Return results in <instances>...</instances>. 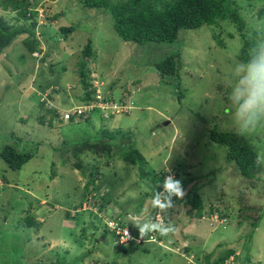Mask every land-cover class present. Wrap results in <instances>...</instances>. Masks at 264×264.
<instances>
[{
    "label": "rangeland",
    "instance_id": "374dc122",
    "mask_svg": "<svg viewBox=\"0 0 264 264\" xmlns=\"http://www.w3.org/2000/svg\"><path fill=\"white\" fill-rule=\"evenodd\" d=\"M40 2H31L30 8L42 10L41 16L37 13L27 22L17 21L16 11L0 8V19L9 31L31 28L42 49L30 54L22 34L0 54V152L12 146L34 155L17 171L0 160V264H205L203 252H217L216 245L222 244L223 250L235 242L229 245L239 254L233 264H264V127L244 134L260 158L253 179L240 177L234 164L225 160L224 147L209 139L213 128L237 132L229 95L241 40L233 25L223 21L181 31L173 43L137 44L116 35L107 11L84 8L79 0H44L38 7ZM0 4L10 2L0 0ZM238 4L246 24L264 35V13L258 16L264 11V0ZM64 27L74 28L65 34L66 40ZM88 41L90 68L97 71L91 74L97 78L96 91L104 82V91L116 82L108 94L111 105L103 112L104 119L96 111L92 125L66 124L68 120L39 124L41 116L50 117L48 108H59L62 115L81 106L77 99L84 90L77 66ZM169 56H177L178 70L173 76L160 77L154 65ZM121 97L134 103L136 109L129 116H119L127 110L120 105ZM103 129L120 143L119 151L112 148V162L102 154L87 153L86 158L80 156L84 167H75L70 156L73 145L87 138L94 141ZM124 148L131 152L128 163L122 160ZM134 149L143 160L140 164ZM162 169L185 186V195L172 196L166 210L157 206L152 220L148 218L156 206L151 199L152 176ZM90 172L103 174L93 187L102 196L105 193L107 204L101 211L95 207L91 212L77 211L86 199ZM194 195L207 213L219 216L230 211L228 225L211 223L210 214L190 223L185 213ZM240 196L247 205L262 208L256 229L247 222L236 226ZM26 217L36 226H28ZM66 217L68 226L63 225ZM117 220L130 226L135 237L140 236L134 225L146 220L159 227L171 224L174 230L161 234L165 243L157 238L160 232L154 231L142 238L145 243L137 244L139 249L132 246L135 243L117 247L105 226ZM186 234L193 238L185 251ZM200 234L202 241L195 237ZM246 256L249 262L243 261Z\"/></svg>",
    "mask_w": 264,
    "mask_h": 264
},
{
    "label": "trees",
    "instance_id": "16d2710c",
    "mask_svg": "<svg viewBox=\"0 0 264 264\" xmlns=\"http://www.w3.org/2000/svg\"><path fill=\"white\" fill-rule=\"evenodd\" d=\"M79 1L84 8L95 10L102 9L104 11H107L111 15L113 29L116 35L124 42H134L137 44L173 43L177 40L178 34L181 31L195 30L203 26H217L221 22L227 21L228 23L233 25L238 37L241 40V48L238 55V61L242 62L247 60L249 50L251 48L258 45L261 41H264V35L260 31L251 29V27L246 24L245 19H243L242 15L240 14L239 11L241 9L238 3L241 0H117L114 3L109 2V0ZM6 2L7 0H3L4 4H6ZM9 2V6H3L2 4H0V8H2L3 10H7L8 8H10L13 11H16L17 21L24 19L25 22H27L29 19H33L38 15L34 8H30L32 0H9ZM263 13L264 11L262 9L259 11L258 16L261 17ZM47 18L50 19V21L51 19L56 20L54 17L50 18L47 16ZM1 20L2 19H0V54H2V52L7 49V47L15 37H19L22 34L26 35V39L24 38L25 40L23 41V43L30 54H33L36 51H42L40 47V40L38 41V39L33 38L34 36L31 28L28 29L26 26L21 28L16 27L13 31H9V27H7V25H5V23H3ZM61 31L63 32L64 40H66L67 35L73 33L74 28L64 27L61 28ZM230 36L233 38L234 35L230 34ZM91 61L92 46L88 41L82 50L81 59L78 63L79 67L77 66V75L80 78L79 84L84 90V93L77 99L79 100V104L89 105L96 102V88L94 87L93 82H95L97 78L91 77V74L97 71L95 67V69L90 68V65L92 64ZM179 64L180 63L177 60V56H169L164 60L156 63L154 65V68L160 77L166 75L173 76L174 74H176ZM104 84L105 82L103 83V85ZM115 87L116 82H111L110 86L106 87V91L103 90V86H100L99 89L103 94V99L112 97L108 94H110ZM122 90H125L124 87L118 89L119 92ZM128 96L131 97L133 95H129L128 92ZM119 102L121 106H126L127 108V110L123 111L124 113H121L120 116H129L132 111L136 109L134 107V103L131 100H126L124 97L119 98ZM128 103H130V105L127 106ZM44 104L45 103H42V105ZM48 109L49 110L47 112H50V117L46 119L45 116H41L38 120V123L40 124L42 121L46 123L47 121V124L49 126L52 125L53 120L61 123L62 119H60L59 113H57L55 108L51 107ZM96 111L100 117L101 113L97 110L96 107L91 111V113L93 114ZM75 119L76 118L70 117L66 124H72L73 121L79 124L81 120L78 118V120ZM83 122L85 124L92 125L93 121L91 120V116H87L86 118H84ZM106 131L107 130L103 129L100 133H97L95 137H93L94 141H92L90 138H87L86 140L73 145L74 148H72L70 156L75 158V167H84L82 166L83 160L80 159V156L84 157V155L87 153L92 154L93 156L96 154H102L105 156V158H108L109 162H112L110 157L112 156V154H114L113 149L119 151L118 144L120 143H118V141H114L111 137H109V133H107ZM209 139L212 142L224 147L226 153L225 160L229 163L234 164L233 167L240 177L245 179L254 178V172L258 167V154L244 135L240 136L237 134V132H221L213 128L209 131ZM63 145L67 146L65 141L63 142ZM125 151L126 149L124 148L121 156H123L122 160L125 163H128L129 155L131 152L126 153ZM133 151L136 155L135 160L139 161L140 164V162H142L143 160L138 157L136 149H134ZM59 152L64 153V151L60 150ZM33 157L34 155L32 153L23 152L12 146H5L4 149L0 152V160L4 164H6L8 169L12 171L21 169ZM66 159L68 160V158ZM135 160L133 161L134 163ZM163 170L164 169L155 172L152 176L153 186L151 185L152 188H150L154 193H159L163 190L161 185L168 173L167 171ZM102 175V173L90 172L89 179L86 183L87 193L85 195V198L87 199L88 197V199L92 200L93 207L97 208L99 211L105 209L104 206L107 204V198L104 199L105 197L103 196H105V193H103L102 196L100 190L99 192H96V188L93 187L95 183L93 182H96L98 179H100ZM148 196L149 195H147V197ZM151 199H153L152 195ZM187 203L188 205H190L189 210L191 211V213H193V217L196 220H202L206 218L207 214H211V212H205L202 204H200L201 202L198 200L197 195L191 197L190 201H187ZM239 203L240 207L237 209V213H235L236 219L238 220H236L237 224L242 225L244 222H247L248 224H250L252 229H256L259 224L260 216H262V208L247 205L246 203H244L242 196H240L239 198ZM156 208L157 205L151 208V212L149 213L150 216H148L149 219L151 218L152 220H154V217L156 215ZM229 216L230 211L228 210L219 213L220 220H224L223 224L221 225H228ZM166 218L167 214L165 219ZM29 220L30 219L26 217L24 221L28 226H34L35 224L28 222ZM210 222L215 223L213 221ZM120 226H126L130 228V226L125 223H120ZM138 235L139 234H136V236ZM157 238L159 239V241H162L163 238L161 236V233L157 236ZM230 244L233 243H228L227 246L223 245L225 247V249L223 250H221L222 244L216 245L218 251L215 252L214 250L215 253H211L209 251L208 253H206L208 256H206L205 252H203V259L206 261L205 264H233L235 260L237 261V257L239 254H237V250L236 248H234V246L229 247ZM235 244L236 242L233 245ZM132 246H135L136 249H139V246L137 244H132ZM188 248L189 246L184 247V250L186 251V249ZM242 249L240 250V253ZM243 261L249 262L250 256H246Z\"/></svg>",
    "mask_w": 264,
    "mask_h": 264
},
{
    "label": "clouds",
    "instance_id": "9594fccd",
    "mask_svg": "<svg viewBox=\"0 0 264 264\" xmlns=\"http://www.w3.org/2000/svg\"><path fill=\"white\" fill-rule=\"evenodd\" d=\"M234 75L235 84L229 95V99L232 102V108L234 109L231 112V115L237 134L243 136L245 133L255 132L258 127H264V41H261L258 45L249 50V55L246 61L238 62L234 69ZM101 86H103V84ZM110 100V97L104 99V101L107 102H111ZM75 106L80 107L78 105ZM81 106L85 105L81 104ZM97 110L101 113L102 119H104L103 112L99 109ZM58 113L60 116V112ZM91 115V111L84 112L79 119L82 121L84 118L87 116L90 117ZM257 159L259 162L260 158L258 157ZM161 187L163 188V191L154 193L153 202L162 210H166L165 205L168 208L171 207L172 196L182 198L185 195L181 182L176 180L171 174L164 178ZM84 202L85 201H83L81 207L77 211H92L93 205L85 210L82 209ZM213 213L216 212H211V214ZM134 226L138 228L140 238H143L150 232L154 231H159L161 234H167L174 230V227L171 224L166 227H159L156 223L150 220H146L142 224H136ZM110 234H112L114 240V234ZM116 246L124 247L123 245Z\"/></svg>",
    "mask_w": 264,
    "mask_h": 264
},
{
    "label": "built area",
    "instance_id": "2783aa9c",
    "mask_svg": "<svg viewBox=\"0 0 264 264\" xmlns=\"http://www.w3.org/2000/svg\"><path fill=\"white\" fill-rule=\"evenodd\" d=\"M33 1H36V0H32V2ZM43 2H44V0H42V2H40V4L37 5V6L38 7H42L43 6ZM35 10L41 16L42 10H38V9H35ZM95 98H96V102L95 103L89 104V105H85V106L75 107V108H72L70 110H67V111L64 112V114H62V115L60 114V119L65 121V120H69L70 117H73V118H76L75 120H78L84 112L92 111L95 107L97 109L101 110L102 112H104L106 110V108L108 107V105L109 104L111 105V102L104 101L103 96L101 94V91L99 89H97V91H96ZM116 113H118V111H116ZM92 205H93L92 204V200L89 199L88 201H86L83 204L82 209L85 210L87 208L92 207ZM216 216H218V215L210 214V217L208 219L210 221H213V222L217 223V224H219V223L223 224L224 220H219ZM157 217H159V215H157L156 218ZM106 226H107L108 230H111L110 233L114 234V242L116 243V245L126 246V245H128L130 243H135V244L145 243V241L142 240V238L135 237L130 232L129 228H127L125 226L121 227L120 223L118 222V220H117V222H109V224L106 225ZM149 237H150L149 238L150 240L153 239L152 235H150Z\"/></svg>",
    "mask_w": 264,
    "mask_h": 264
},
{
    "label": "crops",
    "instance_id": "0c3cea01",
    "mask_svg": "<svg viewBox=\"0 0 264 264\" xmlns=\"http://www.w3.org/2000/svg\"><path fill=\"white\" fill-rule=\"evenodd\" d=\"M44 89V88H43ZM64 104V103H63ZM63 106V105H62ZM56 111H57V113L59 112V108H57V109H55ZM83 121V120H82ZM63 122V121H62ZM92 124H94V122H92ZM173 213V212H172ZM185 215L187 216V217H189V219H190V223H191V221H192V219L194 218L193 217V213H191V211L190 210H188V211H186V213H185ZM190 215L192 216V217H190ZM169 215H167V217H168ZM187 223L186 222V225L188 224V225H190V223ZM236 224H237V222H236ZM63 225L64 226H68L69 225V221H68V219H67V217L65 218V220H64V223H63ZM236 226H239L238 224L236 225ZM183 228H186L185 226L183 227ZM187 233V232H186ZM191 237H192V235H190ZM198 240H201V239H203L202 238V236H201V234H200V236L198 237V236H195ZM193 238V237H192ZM192 238H190L189 239V236H188V234H186V236H185V239L188 241H186L185 239H183L187 244L184 246V247H186V246H188V245H191L192 246ZM165 241V240H164ZM163 240H162V242H164ZM202 241V240H201ZM165 243V242H164ZM234 244V243H233ZM159 246V245H158ZM162 246V245H161ZM166 246V245H165ZM204 246V245H203ZM203 246H202V248H203ZM167 249H169L168 247H166Z\"/></svg>",
    "mask_w": 264,
    "mask_h": 264
}]
</instances>
